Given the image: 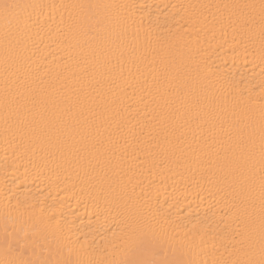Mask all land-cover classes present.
I'll list each match as a JSON object with an SVG mask.
<instances>
[{"label":"bare ground","instance_id":"obj_1","mask_svg":"<svg viewBox=\"0 0 264 264\" xmlns=\"http://www.w3.org/2000/svg\"><path fill=\"white\" fill-rule=\"evenodd\" d=\"M0 264H259L262 0H0Z\"/></svg>","mask_w":264,"mask_h":264},{"label":"snow or ice","instance_id":"obj_2","mask_svg":"<svg viewBox=\"0 0 264 264\" xmlns=\"http://www.w3.org/2000/svg\"><path fill=\"white\" fill-rule=\"evenodd\" d=\"M20 7L21 6L16 3L5 2L3 4H0V10H2V15L6 27L10 26L12 21L18 18L16 10ZM261 9H262L261 23L264 24V0H262L261 2ZM261 153H262V162H264V136H262ZM262 191H264V189H262ZM248 264H255V262H248ZM259 264H264V258L261 259Z\"/></svg>","mask_w":264,"mask_h":264}]
</instances>
